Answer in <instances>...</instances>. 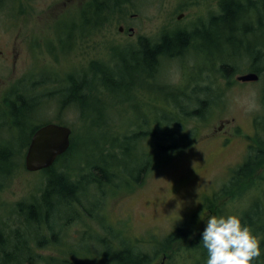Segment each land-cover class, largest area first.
I'll use <instances>...</instances> for the list:
<instances>
[{
  "label": "rangeland",
  "instance_id": "obj_1",
  "mask_svg": "<svg viewBox=\"0 0 264 264\" xmlns=\"http://www.w3.org/2000/svg\"><path fill=\"white\" fill-rule=\"evenodd\" d=\"M61 2L22 0L20 28L30 35V40L14 46L18 0H5L4 3L2 0L0 131L12 127L11 105L18 106L22 99L32 102L37 106L30 118L31 126L56 122L71 128L77 154L64 161L66 165L62 170L71 168L70 173L77 180L88 178L98 169L92 164L100 166L101 148L103 154L111 157L114 152L122 161L119 175L111 169L116 175L117 186L96 190L92 185L88 186L87 193L81 187L77 192L81 203H65L55 207L56 213H48L42 202H38L46 188V174L43 170L26 171V147L16 154L19 144L8 142V133L1 131L0 137L6 140L3 145L0 143V149L9 144L14 153L8 161L11 170L0 169L2 237L16 234L21 239H29L31 248L25 254L28 260L24 264H115L111 258L101 257L103 251L112 253L130 247L133 251L147 253L150 264H206L207 254L201 256L199 250L179 248L181 241L171 246L178 251L170 260V250H159L169 234L183 227L193 235L205 228L210 216L235 215L243 225L247 215L254 220L256 210L264 216V164L258 166L250 178L232 181L233 171L250 153L256 154L254 151L258 148L264 152V79L229 86V80L224 77L227 73L222 68H232V75L245 73L246 67L254 64L262 69L264 56L260 54L256 61L253 56L237 61L236 57L225 55L212 62L206 56L207 50L190 46L179 57L161 58L154 78L147 77L143 85L130 87L132 94L118 92L113 100L110 96V120L101 125L104 120L98 112L89 114L86 104L80 109L79 104L64 101L66 85L62 77L86 74L92 62L111 66L116 52L124 49L135 52L139 46L137 36L157 42L165 32L176 28L186 32L203 28L212 14H221L220 0H214V7L211 0L122 1L118 12L101 28L88 27L81 19L82 5H92L95 0H73L65 6ZM180 13L184 16L178 21L176 17ZM244 20L238 22V28ZM120 24L133 27L135 36L130 38L127 33H120L117 29ZM60 37L64 38L69 50H60L57 41ZM246 42L252 41L247 38ZM13 48L20 52L16 62H13ZM129 63L132 64L130 59ZM28 86L33 91L25 89ZM195 96L207 100L202 117L178 116L176 103H182L184 98L193 100V104L185 108L187 112L200 108ZM213 99L220 101V105L208 107ZM99 103L102 106L101 100ZM88 104L94 106V102ZM88 114L91 116L85 119L84 115ZM160 115L187 120L183 130L190 133L191 144L175 152L157 151L152 168L145 174L140 173L136 182L135 175L128 171L134 165L125 154L121 155L123 151L119 147H126L125 139L134 132L154 127L153 120ZM145 122L148 125L144 126ZM14 131L12 135L18 136ZM259 140L261 146L257 147ZM86 146L89 149H84ZM139 147L138 152H148L144 140ZM83 149L84 153L80 152ZM130 152L131 155L135 153L132 149ZM56 202L54 197L52 203ZM18 203L25 204L23 210L20 211ZM258 203L260 208L256 207ZM30 204H35L36 217H40L41 212L40 221L26 220ZM263 216H259L260 221ZM256 237L260 241V236Z\"/></svg>",
  "mask_w": 264,
  "mask_h": 264
},
{
  "label": "trees",
  "instance_id": "obj_2",
  "mask_svg": "<svg viewBox=\"0 0 264 264\" xmlns=\"http://www.w3.org/2000/svg\"><path fill=\"white\" fill-rule=\"evenodd\" d=\"M100 1L101 0H95L92 6H89L87 10L81 14V19L88 27L95 26L96 28H101L103 23L108 22L115 12H118L117 9L120 7L119 5L122 1L128 2L130 0ZM220 7L221 14L211 19V23L207 28H205V25V27L191 32L178 31L170 35L165 34L159 38V41H151L150 45L147 40H144L138 44L139 46L134 53H129L127 50L124 51L125 49L123 50L124 52H116V54L113 55L114 59H112L113 62L111 66L92 62L87 68L86 74H81V72L78 76L72 74L63 76L62 80H64V85H66L63 90V95L65 96L64 101L79 104L80 109H83V105L86 104V109L89 111V114L98 112L99 117H101L100 119L104 120V123L101 125H105L107 124V120H110V109H112L110 106V96L112 95L111 97L113 100L116 99L115 96L118 92L132 94L133 89L131 88L137 85H143L147 77L154 78L161 58L169 59L179 57L186 52L185 50L189 49L190 46H198L202 51H204V49L207 50L206 56L212 62L217 58L223 59L222 57L225 55H229V57L233 58L236 57L237 61H241L247 57H255L257 54V52H255V50L257 51L256 48L264 51V0H222ZM242 20H244V24L241 22L238 28L237 24ZM255 21H257L258 24L261 23V25L259 24L260 27L254 32L248 33L251 23ZM70 38L72 37H69V39ZM247 38L254 39V44L250 45L249 48L246 42ZM63 42L64 44L62 47L69 50L66 41L64 40ZM243 44H245V46ZM211 51L216 53L215 56H212ZM261 55L262 57L264 56L262 52ZM129 59L132 64L129 63ZM222 68L224 71L232 69L228 66H223ZM258 72L263 74L260 77L264 79V68L258 70ZM28 87L25 89L33 91L32 88ZM205 88H207L206 90L208 91V86ZM196 94L197 92H195V95ZM177 95L178 94H175L176 97ZM184 99L186 100H182V103H176L175 113L182 118L193 116L202 117L201 111L203 105L207 103V100L198 99V97H196V105H199L200 108L193 109L192 112H187L188 108H185L190 106L191 103L193 104V100L190 98ZM100 100L102 106H100ZM89 101H91V103L94 102V106H90L88 104ZM35 106L37 105L32 102H25L23 99L18 106H15V104L11 105L10 118L12 120L10 124H12L13 129L10 127L8 130H1L8 133V142L11 141L13 144H19L16 151L18 155L21 149L28 145L34 130L44 124L33 123L31 126L32 123L30 118L33 116V112L36 108ZM87 107L90 108V110ZM208 107L210 106L208 105ZM89 114L87 116L84 115V118L86 119L91 116ZM153 121L155 122L154 127H148L149 130L146 129L145 132H134L130 137L125 139L124 143L126 147H119L121 151H123L121 155L124 156L125 154L126 158L134 165L132 170L129 169L128 171H130L129 174L132 173L135 175L134 181L136 182L139 181L138 176L140 173L145 174L152 168L156 161L157 151L161 153L175 152L178 148L186 145L188 146L191 140L190 133L183 130L187 120H176L170 115H160L159 119H154ZM145 123L144 126L148 125V122ZM12 130H15L14 132L18 134V136L12 135ZM3 140L6 139L0 137V143L2 145L4 144ZM143 140L147 143L148 152L145 151V153H140L138 152L140 151L139 145ZM104 141L106 140L104 139ZM257 144V147H260L261 140H259ZM262 145L264 147V143ZM6 147L7 148L0 149V169L2 170L8 168V161L14 156L13 148L9 144ZM75 147V143L73 139H71L68 150L57 159L53 166L43 171L46 174L47 183L38 202H42V206L48 209V213H56L55 207L65 203H81L80 199L77 198V192L81 191V187H83V191L87 193L88 186L92 185L96 187V190H103V187H108V185H111L109 186L111 188L117 186V184H115L117 182L114 180L116 178L115 173L119 175V167L122 161L117 159L114 152L111 157L103 154L101 148L99 150L102 154V157L99 158L100 166L89 162L98 167V169H94V171L91 172V176L88 178L77 180L71 175V168L62 170L63 166L66 165L64 161L77 154ZM88 147L89 146H86L84 149ZM84 149L80 152L84 153ZM130 149L135 152L133 155H131ZM254 152H256V154L250 153L247 160L233 171L234 176L232 181L244 177L246 179L250 178L256 168L264 164V152L259 148L255 149ZM71 159H73V157H71ZM123 164L126 167L124 161L122 165ZM10 168L11 167L8 169ZM112 168L115 173L111 170ZM54 197L57 200L56 204L52 203ZM17 205L21 208L20 211L23 210L22 207H25L24 203H18ZM256 207L260 208L259 203ZM28 209L30 211L26 216L28 222L40 221L41 217H43L41 212L40 217H36L35 204L28 205ZM253 212L252 210L251 214H253ZM254 214H256L254 220L247 215L246 221L244 220L243 223L245 222L244 225L247 226L255 236H260L262 255L254 264H264V216L260 211L257 212V210ZM261 215L263 218L260 221L259 216L262 217ZM203 230L200 229L198 232L193 233V235H189L187 229L183 227L178 228L165 239L159 252H168L170 250L171 253H169L168 256L170 260L178 251L172 249L171 246L173 247L177 241H181V245L178 246L179 248L199 250L201 256L203 253L207 254V250L203 247L201 242ZM190 237L191 239L186 241V239ZM30 248L29 239H21L16 234L14 236L10 234L6 238H3L0 232V264H24V261L26 262L28 260L25 254L30 252ZM130 248L120 249L112 253H109V250L105 249L101 257L102 255L103 257H109L115 264H150L151 259L148 257L147 253L133 251ZM75 264L81 263L77 262Z\"/></svg>",
  "mask_w": 264,
  "mask_h": 264
},
{
  "label": "clouds",
  "instance_id": "obj_3",
  "mask_svg": "<svg viewBox=\"0 0 264 264\" xmlns=\"http://www.w3.org/2000/svg\"><path fill=\"white\" fill-rule=\"evenodd\" d=\"M201 242L206 264H254L262 255L260 241L235 215L208 217Z\"/></svg>",
  "mask_w": 264,
  "mask_h": 264
},
{
  "label": "water",
  "instance_id": "obj_4",
  "mask_svg": "<svg viewBox=\"0 0 264 264\" xmlns=\"http://www.w3.org/2000/svg\"><path fill=\"white\" fill-rule=\"evenodd\" d=\"M237 78L245 82L256 81L259 77L255 73H247ZM70 136L71 129L68 126L56 123H48L36 129L25 153V169L34 172L51 167L69 148Z\"/></svg>",
  "mask_w": 264,
  "mask_h": 264
},
{
  "label": "flooded vegetation",
  "instance_id": "obj_5",
  "mask_svg": "<svg viewBox=\"0 0 264 264\" xmlns=\"http://www.w3.org/2000/svg\"><path fill=\"white\" fill-rule=\"evenodd\" d=\"M4 1L5 0H3V3H4ZM62 2H61V4L63 5L64 4V6L65 5H67L68 3H71L73 0H61ZM68 1V2H67ZM132 1V0H131ZM221 1L222 0H220V4H221ZM27 3L29 2V1H26ZM67 2V3H66ZM211 3H212V5H213V7H214V0H211ZM51 4V6H53V4L52 3H50ZM220 4H219V6H220ZM2 5V0H0V6ZM50 6V7H51ZM89 6H92V5H87V4H83L82 5V8H81V11L82 12H84V11H86L87 10V8L89 7ZM62 7V6H61ZM22 0H18V7H17V12H18V22H17V24H18V29H17V32H16V34H15V36H14V46L17 44V43H21V44H26V43H28L29 42V40H30V35H26L24 32H23V30H22V28H20V25H21V23L23 22V12H22ZM220 11H221V7H220ZM16 12V13H17ZM184 16V14L183 13H180V14H178L177 15V17H176V19L179 21L182 17ZM215 16H214V14H212L211 16H210V20H209V22L206 24V27L203 25V27H205V28H207L208 26H209V24L211 23V19H213ZM243 24H244V22H243ZM260 25H261V23H259ZM259 24H258V22L257 21H255V22H253V23H251V25H250V28L248 29L249 31H248V33H250V32H254L257 28H259L260 26H259ZM264 24V23H263ZM248 25H249V23H248ZM122 27V29L120 30L119 28H118V31H120V33H122V34H124V33H127V36H129L130 38H133L134 36H135V34H136V32H135V29L133 28V27H128V28H126V26L125 25H121ZM244 27V26H243ZM253 28H254V31H253ZM195 30H199V28H197V29H195ZM194 30V31H195ZM178 31H181V30H179L178 28H176V29H174V30H172V31H170V32H165L163 35H170V34H173V33H176V32H178ZM162 36V35H161ZM22 37H26L24 40H21V38ZM67 38V37H66ZM137 41H138V43H140V42H142V41H144V40H147L148 42H149V45H150V42H151V38H147V37H143V38H140L139 39V37L137 36ZM252 42H250V43H248L247 45H248V48L250 47V45H252V44H254V39H251V38H249ZM246 45V46H247ZM61 48V47H60ZM257 49V48H256ZM12 52H13V62H16L17 61V59L19 58V56H20V52L19 51H16L15 50V48H13L12 49ZM255 52H257V54H256V56L254 57L255 59V61H256V59H258V57H260V54H261V52H263V51H261L260 52V50H259V52L258 51H256L255 50ZM211 53H212V56H214V51H211ZM3 54V52L2 51H0V56ZM258 70H260V67H258V66H256V64H254V65H251L250 67H246V69L244 70L245 71V73H255V74H257V75H259V76H262L263 74L261 73H259L258 72ZM224 71V70H223ZM226 73H227V76H224V77H226L225 79H228L229 81H228V85L229 86H231L233 83H237V82H240V81H238V79H236L237 78V75L238 74H233L232 75V70H229V71H226ZM231 79H233V81H231ZM213 80V79H212ZM233 82V83H232ZM221 84V83H220ZM217 85V84H216ZM222 85V84H221ZM222 97H223V95H222ZM214 98V97H213ZM220 101H221V98H220ZM220 101H215L214 99L212 100V103H211V105H210V103H209V105H210V107H215V105H220V103L222 102H220ZM224 102V101H223ZM223 125V124H222ZM222 125L220 126V128L222 127Z\"/></svg>",
  "mask_w": 264,
  "mask_h": 264
},
{
  "label": "bare ground",
  "instance_id": "obj_6",
  "mask_svg": "<svg viewBox=\"0 0 264 264\" xmlns=\"http://www.w3.org/2000/svg\"><path fill=\"white\" fill-rule=\"evenodd\" d=\"M218 38V37H217ZM264 253V252H263Z\"/></svg>",
  "mask_w": 264,
  "mask_h": 264
}]
</instances>
